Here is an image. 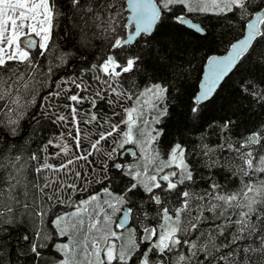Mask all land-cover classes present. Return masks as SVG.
I'll return each mask as SVG.
<instances>
[{"label": "snow or ice", "instance_id": "snow-or-ice-1", "mask_svg": "<svg viewBox=\"0 0 264 264\" xmlns=\"http://www.w3.org/2000/svg\"><path fill=\"white\" fill-rule=\"evenodd\" d=\"M71 4L81 39L101 36L106 51L69 74L61 69L72 53L53 46L55 0H0V246L26 248L18 255L31 264H264V123L237 138L236 121H212L215 144L201 135L195 147L175 142L162 152L156 125L168 115L172 86L149 79L125 87L149 54L141 42L150 45L162 20L206 35L190 15L239 16L241 38L207 57L188 98L198 126L221 82L252 55L264 59L255 51L264 0ZM241 83L264 104V89ZM25 118L60 131L34 150L28 140L19 145ZM215 170L234 179L222 184Z\"/></svg>", "mask_w": 264, "mask_h": 264}, {"label": "trees", "instance_id": "trees-1", "mask_svg": "<svg viewBox=\"0 0 264 264\" xmlns=\"http://www.w3.org/2000/svg\"><path fill=\"white\" fill-rule=\"evenodd\" d=\"M55 4L57 15L53 28L54 49L72 53L71 67L61 69V72H79L86 67L83 60L87 59L89 63H93L105 53L106 41L101 36L91 34L88 41H83L77 27L80 23L79 16L72 7L71 0H55ZM175 11L179 13L181 9L177 8ZM124 15L127 16V12ZM189 18L203 26L206 35L178 25L170 18L162 20L149 38L150 45L144 47L141 42L144 51L149 53L145 57L143 68L125 82L126 88L134 90L143 88L149 79L163 81L172 86L168 99V115L156 125L163 132L159 141L162 152H166L175 142L195 147L200 142L201 135L207 142L215 144L218 141V132L208 127L212 121L222 122L225 118L236 121L234 132L237 138L264 123V104L255 102L250 95L241 91V82L248 80L254 81L260 89H264V59L254 54L225 78L212 100L205 106L199 125L193 127L187 110L188 98L197 89L203 65L208 56L224 54L230 43L241 37L244 20L239 16H233L231 22L211 15H190ZM68 44L78 47L83 56L76 53L74 47H67ZM255 51L264 53V40L256 45ZM21 127L19 145L28 140L33 150L40 144L41 139L46 142L60 131L49 121L41 120L40 124H36L34 121H27V118L21 121ZM192 159L197 157L193 156ZM201 171L205 176L208 175L207 169ZM215 171V179L222 184L234 179L227 171ZM133 219L137 217L134 216ZM129 226H132L131 222ZM135 226L139 237L142 226ZM21 251L27 252V249L18 247L16 252H11L6 245L0 246V264H9L10 261L11 264H31L27 255H18Z\"/></svg>", "mask_w": 264, "mask_h": 264}, {"label": "water", "instance_id": "water-1", "mask_svg": "<svg viewBox=\"0 0 264 264\" xmlns=\"http://www.w3.org/2000/svg\"><path fill=\"white\" fill-rule=\"evenodd\" d=\"M127 15H129V13H127ZM240 38H241V37H240ZM238 39H239V38H238ZM236 40H237V39H236ZM236 40H235V41H236ZM235 41H233V42H235ZM233 42H232V43H233ZM229 47H230V46H229ZM224 54H226V52H225ZM224 54H221V55H224ZM212 56H213V55H212ZM216 56H219V55H216ZM205 63H206V61H205ZM205 63H204V65H205ZM204 65H203V68H202L201 76H202V74H203ZM222 82H223V81H222ZM222 82H221V83H222ZM217 89H218V88H217ZM126 148L129 149L130 151H134V149H133L132 147H126ZM129 156H130V155H129ZM130 158L133 159L132 156H130Z\"/></svg>", "mask_w": 264, "mask_h": 264}, {"label": "rangeland", "instance_id": "rangeland-1", "mask_svg": "<svg viewBox=\"0 0 264 264\" xmlns=\"http://www.w3.org/2000/svg\"><path fill=\"white\" fill-rule=\"evenodd\" d=\"M126 146H130V147H132V145H126ZM126 146H125V147H126ZM132 148L134 149V151H138L137 149L134 148V146H133ZM51 151H52V152H55V151H57V149H55V148H51ZM127 159H128L129 161H133V160H134V158H133V160H132L129 156L127 157ZM119 215H120V214L118 213V214H117V217H119ZM141 234H142V233H140L139 235H141Z\"/></svg>", "mask_w": 264, "mask_h": 264}, {"label": "flooded vegetation", "instance_id": "flooded-vegetation-1", "mask_svg": "<svg viewBox=\"0 0 264 264\" xmlns=\"http://www.w3.org/2000/svg\"><path fill=\"white\" fill-rule=\"evenodd\" d=\"M126 147H129V146H126ZM130 157V156H129Z\"/></svg>", "mask_w": 264, "mask_h": 264}, {"label": "bare ground", "instance_id": "bare-ground-1", "mask_svg": "<svg viewBox=\"0 0 264 264\" xmlns=\"http://www.w3.org/2000/svg\"><path fill=\"white\" fill-rule=\"evenodd\" d=\"M133 147V146H132ZM133 160V159H132Z\"/></svg>", "mask_w": 264, "mask_h": 264}]
</instances>
